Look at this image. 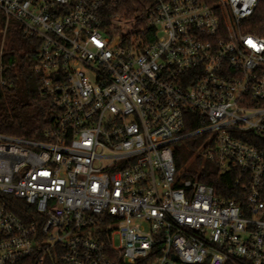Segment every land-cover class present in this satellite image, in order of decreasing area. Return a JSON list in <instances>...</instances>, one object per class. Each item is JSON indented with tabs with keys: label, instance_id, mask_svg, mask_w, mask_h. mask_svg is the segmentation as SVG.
<instances>
[{
	"label": "built area",
	"instance_id": "2783aa9c",
	"mask_svg": "<svg viewBox=\"0 0 264 264\" xmlns=\"http://www.w3.org/2000/svg\"><path fill=\"white\" fill-rule=\"evenodd\" d=\"M103 1L0 0L54 112L41 139L0 133V264H264L261 0H145L132 34ZM197 136L232 198L177 167Z\"/></svg>",
	"mask_w": 264,
	"mask_h": 264
},
{
	"label": "trees",
	"instance_id": "16d2710c",
	"mask_svg": "<svg viewBox=\"0 0 264 264\" xmlns=\"http://www.w3.org/2000/svg\"><path fill=\"white\" fill-rule=\"evenodd\" d=\"M145 0H104L100 15L107 28L120 29L117 22H133L141 15ZM6 19L0 10V30L6 27ZM141 22L145 24L143 18ZM133 23L132 34L136 29ZM243 30L264 38V0L245 22ZM2 40H4L2 47ZM40 42L27 35L15 21H10L5 33L0 32V133L27 139H41L45 130L52 126L54 112L50 101L43 97L39 88L34 65ZM192 124L189 128H195ZM185 148L175 146V161L183 176L215 186L218 193L232 198L236 190L233 174L225 173L218 178L216 165L202 155L201 144L183 140ZM182 142V141H181ZM180 143V142H179ZM181 144V143H180ZM197 155L194 156V153ZM194 156V157H193ZM10 209L22 220L31 222L37 215L35 208L23 200L11 202ZM115 264H126L119 255H113ZM135 264H149L141 259ZM228 264V263H227Z\"/></svg>",
	"mask_w": 264,
	"mask_h": 264
},
{
	"label": "rangeland",
	"instance_id": "374dc122",
	"mask_svg": "<svg viewBox=\"0 0 264 264\" xmlns=\"http://www.w3.org/2000/svg\"><path fill=\"white\" fill-rule=\"evenodd\" d=\"M117 26H120L119 34H127L128 32L132 31V29H133V22H127L125 24L118 23ZM0 32H1V30H0ZM3 43H4V40H2V47H3ZM189 140L192 141V142L197 141V143L201 144V146L203 144V137L202 136L193 137V138H190ZM183 142L184 141L180 142L181 144L180 143H177L176 146L177 147L179 146L181 148H185L187 146V144H184ZM195 155H197V152L194 153V156ZM182 171H184V169H182ZM118 243H119V241L116 240V244H118Z\"/></svg>",
	"mask_w": 264,
	"mask_h": 264
}]
</instances>
